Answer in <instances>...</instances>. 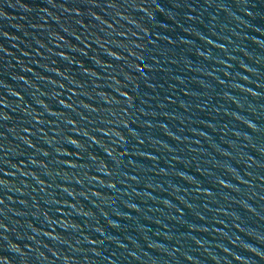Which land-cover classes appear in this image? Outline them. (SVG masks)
I'll return each mask as SVG.
<instances>
[{"label": "water", "instance_id": "95a60500", "mask_svg": "<svg viewBox=\"0 0 264 264\" xmlns=\"http://www.w3.org/2000/svg\"><path fill=\"white\" fill-rule=\"evenodd\" d=\"M0 116L7 264H264V0H0Z\"/></svg>", "mask_w": 264, "mask_h": 264}, {"label": "snow or ice", "instance_id": "6c2138e0", "mask_svg": "<svg viewBox=\"0 0 264 264\" xmlns=\"http://www.w3.org/2000/svg\"><path fill=\"white\" fill-rule=\"evenodd\" d=\"M110 6H114V5H110ZM0 117H2V116H0ZM249 126L251 127V125H249ZM2 203H3V201H0V204H2ZM0 227H3V225L0 224ZM101 239H103V237H101ZM0 264H7L6 259L0 258Z\"/></svg>", "mask_w": 264, "mask_h": 264}]
</instances>
